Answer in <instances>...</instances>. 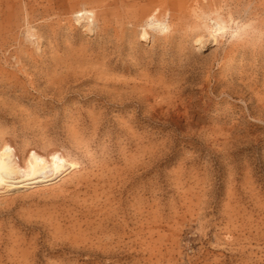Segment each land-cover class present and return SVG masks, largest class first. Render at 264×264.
Segmentation results:
<instances>
[{"label": "rangeland", "instance_id": "obj_1", "mask_svg": "<svg viewBox=\"0 0 264 264\" xmlns=\"http://www.w3.org/2000/svg\"><path fill=\"white\" fill-rule=\"evenodd\" d=\"M2 152L78 167L0 197V264H264V0H0Z\"/></svg>", "mask_w": 264, "mask_h": 264}, {"label": "bare ground", "instance_id": "obj_2", "mask_svg": "<svg viewBox=\"0 0 264 264\" xmlns=\"http://www.w3.org/2000/svg\"><path fill=\"white\" fill-rule=\"evenodd\" d=\"M74 19L78 21V25L81 20L86 21L85 24L83 23L84 31L92 32L95 28L86 11L77 12ZM201 21L204 35L197 37L194 42L198 48L205 47L208 41H217L228 30L226 29L228 28L227 22L218 12L211 15L204 14L201 16ZM165 28L163 22L152 20L141 29L140 40L146 41L150 39L149 32H162ZM77 167L76 163L66 159L54 161L36 156L31 157L21 166L10 153L2 152L0 153V197L34 189H49L54 184L63 181Z\"/></svg>", "mask_w": 264, "mask_h": 264}]
</instances>
